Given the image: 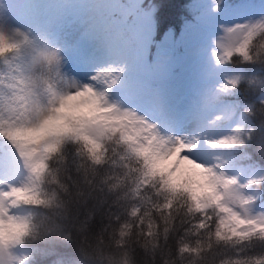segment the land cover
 <instances>
[{"label": "snow or ice", "instance_id": "obj_1", "mask_svg": "<svg viewBox=\"0 0 264 264\" xmlns=\"http://www.w3.org/2000/svg\"><path fill=\"white\" fill-rule=\"evenodd\" d=\"M127 26L134 29L135 22ZM214 48L224 49L225 44L217 41ZM52 56H56L55 51ZM156 59L145 63H155ZM215 61L219 66L222 56L216 54ZM119 82V77L113 78L108 88ZM226 91L223 86L212 94L204 91L201 96L198 91L199 99L194 100L180 77L175 85L134 95L118 92V100L110 101L107 91L81 85L78 92L61 98L64 104L75 96L82 97L74 111L64 117L65 130L48 152L41 147L44 142L33 135L40 123L0 125L6 148L0 152V171L7 173L19 166L29 177L25 185L0 181L4 186L0 190V223L12 228L0 237V264H5L7 247L29 229L26 222L6 216L8 202L50 205L52 199L41 191L47 175L58 185V195L68 205L74 222L89 228L114 227L121 238L134 230L137 244L143 242L142 253L150 254L153 264L158 254L162 260L165 255L180 261L190 256L194 262L208 264V254L213 252L220 257L218 264H264V252H251L256 244L264 247V212L252 207L261 193L243 195L235 187V177H226L209 166L202 158L201 138L195 131L216 106L228 110L220 95ZM161 124L179 134L161 133ZM238 141V135L231 138L232 143ZM67 142L75 145L71 162L57 155ZM206 142L213 147L224 143ZM256 143L264 156V129ZM112 145L122 151L118 153ZM173 160L185 161L190 172L184 177L173 175L175 168L166 170ZM61 163L62 169L53 167ZM248 183H264V177ZM230 243L234 255L228 254ZM236 244L244 247L236 248Z\"/></svg>", "mask_w": 264, "mask_h": 264}, {"label": "rangeland", "instance_id": "obj_2", "mask_svg": "<svg viewBox=\"0 0 264 264\" xmlns=\"http://www.w3.org/2000/svg\"><path fill=\"white\" fill-rule=\"evenodd\" d=\"M144 1L126 0L123 6V0H0V125L40 123L33 135L44 142L41 147L48 152L65 130L64 117L82 99L75 96L61 104V98L78 92L81 85L107 91L110 101H115L118 92L139 94L175 85L183 77L184 88L194 100L199 99L198 91L201 96L204 91L212 94L222 86L227 89L220 94L222 98L232 95L238 76L225 64L244 50L264 25V0H192L197 6L194 18L184 22L179 31L168 29L161 40L155 39L154 6ZM129 16L134 29L127 26ZM217 41L225 48H214ZM216 54L222 56L219 66ZM153 57L155 63H145ZM115 77L120 82L109 89ZM226 104L227 111L216 106L195 130L201 138V155L217 172L235 177V187L243 195H255L258 191L248 182L264 177V170L239 162L242 157L234 148L242 142L246 117L243 112L235 117V102ZM217 116L222 118L215 119ZM160 131L165 135L177 132L163 124ZM237 135L240 141L232 143L231 138ZM206 141L224 143L213 147ZM0 146V152L6 150L2 138ZM172 168L173 175L181 177L190 172L185 161L169 162L166 170ZM4 180L12 185L29 183L19 166L7 173L0 171V181ZM180 183L183 185V179ZM3 188L0 185V190ZM252 207L264 212V201L256 200ZM30 215L27 204L8 202L7 217L28 224ZM6 231L12 228L0 223V237ZM20 241L5 250V264H30Z\"/></svg>", "mask_w": 264, "mask_h": 264}, {"label": "trees", "instance_id": "obj_3", "mask_svg": "<svg viewBox=\"0 0 264 264\" xmlns=\"http://www.w3.org/2000/svg\"><path fill=\"white\" fill-rule=\"evenodd\" d=\"M123 2V6H126V0ZM144 4L154 6L157 40H161L169 28L180 30L186 20L194 18L197 10L192 0H145ZM126 21L132 23L131 16ZM155 44L153 42L152 46ZM1 57L2 54L0 59ZM225 65L238 76L235 92L225 98L232 99L237 110L243 111L246 117L244 136L242 142L234 148V153L242 157L239 159L240 163L248 162L264 170V156L256 143L264 129V25L246 43L245 49L233 54ZM250 135L252 139L249 141ZM112 146L116 147L118 153L122 151L120 146ZM74 148L73 143L67 142L61 145V153L57 155H62L71 162ZM53 167L62 169L64 165L53 164ZM252 187L261 193L258 203L263 202L264 183L253 184ZM57 188L58 185L52 177L45 176L41 191L47 198L52 199V203L48 206L27 204L31 208L29 229L20 242L27 249L30 264H61V261L63 264H153L151 255L145 256L142 253L143 242L137 244L139 238L134 230L121 238L114 227L105 229L95 225L89 228L74 222L68 205L59 197ZM235 247L244 245L236 244ZM251 252L258 255L264 252V247L256 244ZM234 253L235 249L230 243L228 254ZM219 259L214 252L207 257L208 264H218ZM163 260H167V264H200L199 261L194 262V257L190 256H185L180 261L177 257L165 255ZM163 260L158 254L155 264H163Z\"/></svg>", "mask_w": 264, "mask_h": 264}]
</instances>
